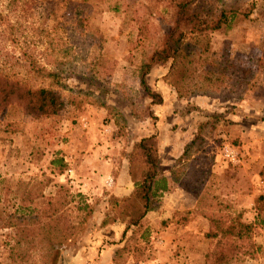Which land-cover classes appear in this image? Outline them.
I'll return each instance as SVG.
<instances>
[{
	"label": "rangeland",
	"instance_id": "rangeland-1",
	"mask_svg": "<svg viewBox=\"0 0 264 264\" xmlns=\"http://www.w3.org/2000/svg\"><path fill=\"white\" fill-rule=\"evenodd\" d=\"M246 1L253 2L248 18L212 33L211 42L215 51L227 50L236 62L252 68L249 89L239 99L225 101L205 95L178 98L162 79L167 65L156 64L145 81L161 101L151 104L139 85V63L160 30L157 14L147 15L151 10L145 0H0V70L19 72L24 83L46 85L65 100L75 96L76 103L90 100L110 106L107 110L66 102L47 116L27 114L14 101L0 107V264H203L211 246L203 236L206 220L196 214L194 197L172 174L178 168L177 178L185 183V174L196 168L192 164L199 165L200 157L210 164V190L242 211L246 221L253 220L263 201L256 198L264 194V177L259 174L264 167V71L258 67L264 46V0ZM141 21L144 28L137 35ZM90 35L98 41L88 43ZM26 56L46 69L68 67L74 72L61 79L64 87L50 85L23 73L20 66L27 64ZM126 97L134 112L144 108L148 116H132ZM150 134H156L161 174H169L170 186L183 192L179 197L187 198L184 204L194 203L173 210L174 200L164 201L163 192L142 219L148 239L141 241L136 232L121 249L130 231L122 235L124 221L112 201L130 195L133 186L128 175L129 192L115 196L114 177L121 163L128 174L133 143ZM193 138L187 160L178 162ZM91 150H96L94 155ZM55 158H61V166L51 164ZM67 168L72 169L69 176ZM107 177L109 185L104 183ZM59 188L81 194L88 212L78 211L77 198L68 194L64 204V192L56 193ZM23 191L30 196L25 204L31 209L40 210L48 197H58L60 216L51 217L48 224H59L63 230L69 221L73 228L52 236L46 225H38L36 231L34 220L22 221L18 207ZM27 227L33 229V245L26 249L20 244L11 253ZM253 240L261 251L236 264H264V226H255ZM17 252L24 257H17Z\"/></svg>",
	"mask_w": 264,
	"mask_h": 264
},
{
	"label": "trees",
	"instance_id": "trees-1",
	"mask_svg": "<svg viewBox=\"0 0 264 264\" xmlns=\"http://www.w3.org/2000/svg\"><path fill=\"white\" fill-rule=\"evenodd\" d=\"M145 1L151 10L146 14H157L160 30L151 51L143 55L144 57L139 63V85L143 94L152 98L151 104L161 101V96L151 90L145 81L147 72L156 64L167 65L162 79L174 89L178 98L205 95L225 101L230 98L239 99L249 89L251 78L254 75L252 68L236 62L227 54V50L215 51L212 48L211 34L217 31H227L241 20L247 19L253 8V2L246 0ZM142 27L144 28L141 21L137 28V35L142 33ZM93 41L98 40H95L93 35L87 36L88 43ZM18 59L19 57H17ZM25 60L27 64L20 66L23 73L27 71L42 81H49L50 85L64 87L61 79L74 72V69L68 67L46 69L43 65L34 62L30 56H26ZM61 63L57 62V65ZM258 67L264 71V46ZM0 71V107L14 101L32 116L55 114L65 106L66 102L76 106L86 102L102 106L107 110L110 109L109 105L96 101L83 100L76 103L75 96H69L65 100L60 93L46 85L33 86L24 83L23 79L17 76L19 72L9 75L3 70ZM97 74L98 72H96ZM126 99L129 101L128 107L132 116L138 119L148 116V111L145 112L144 108L134 112L131 105L132 100L127 97ZM195 142L196 138H193L184 147L177 158L178 162L187 160ZM197 158L198 156H196ZM200 158L202 159L199 165L192 164L196 168H191L192 172L185 174L184 181L188 183L187 186L180 178H177L178 168H175L172 174L178 179L181 188L194 197L196 214L206 220L207 229L203 236L211 241V246L204 254L203 264H236L245 257H254L261 251V246L253 240V233L256 225L264 226V194H260L256 198L258 202L263 201L260 206L257 204L253 220L246 221L242 211L233 208L229 202L210 190L208 187L211 175V170L208 167L210 164L208 161H204L205 157ZM127 160L128 175L133 186L132 192L126 197L112 201L113 205L118 207L121 220L124 221L122 235L124 236L128 230L130 231V235L121 249L127 247L128 240L134 239L136 232L141 241L148 239L149 231L143 225L142 219L148 211L154 209L153 203L157 202L158 197L168 188V181L161 174L159 168L160 159L157 152L156 134L143 136L135 141ZM61 161V158H55L51 164L61 166ZM188 166L192 167L191 164ZM259 174L264 177V167ZM43 182V186H45L48 178L45 177ZM61 190L64 192L62 193L64 204L68 201V194L70 199L77 198L76 209L78 211L85 214L88 212V204L81 194H69L65 188H59L56 193L58 194ZM29 199L30 196L23 191L18 208L21 211L22 221H35L36 231L40 229L38 225H46L47 234L56 236L62 234V231L67 232L68 229L73 228V224L69 221L63 230L59 224H48V220L59 215L58 212L61 211L59 208L62 204L58 197H48L47 205L40 210L26 206L25 203ZM80 221L81 219L78 222ZM21 229L25 230V228ZM32 232L33 229L27 227V232L22 231L21 236L18 234L19 238L11 247V253L14 250L16 252L20 244L26 246V249L31 247L33 245V238L30 237ZM24 255L23 252H17V257L22 258Z\"/></svg>",
	"mask_w": 264,
	"mask_h": 264
},
{
	"label": "crops",
	"instance_id": "crops-1",
	"mask_svg": "<svg viewBox=\"0 0 264 264\" xmlns=\"http://www.w3.org/2000/svg\"><path fill=\"white\" fill-rule=\"evenodd\" d=\"M159 144H161V143H159ZM158 149H159V146H158ZM95 151L96 150H91V154L94 155ZM92 155H90V156H92ZM159 156H160V149H159ZM162 175L168 181V189L166 191H164V195H163L164 201L169 200V199L174 200V203H173L174 205L172 206L173 210L174 209H183L186 207H192L194 202H192L191 206H188V205H190V202L188 200H187V204H184L183 202L186 201L187 198H184V197L180 198L179 197L180 195H184L183 192L181 190H179L178 188H172L170 186L171 184H169V181H170L169 174L166 175L163 173ZM114 178H115V180H114L115 182H114L113 187H112L113 194L115 196H123V195L127 194L131 188V182L129 180L126 165L124 163H121V167L119 166V169H117ZM182 198H184V199H182ZM168 206L171 207L170 204ZM169 229H170L169 226L165 227V232L168 233Z\"/></svg>",
	"mask_w": 264,
	"mask_h": 264
},
{
	"label": "built area",
	"instance_id": "built-area-1",
	"mask_svg": "<svg viewBox=\"0 0 264 264\" xmlns=\"http://www.w3.org/2000/svg\"><path fill=\"white\" fill-rule=\"evenodd\" d=\"M71 173H72V169L71 168H67L65 170V174H68V176L71 175ZM104 183L106 185H109L111 183V178L110 177H107L106 180L104 181Z\"/></svg>",
	"mask_w": 264,
	"mask_h": 264
}]
</instances>
